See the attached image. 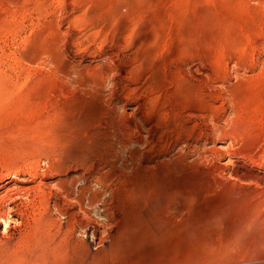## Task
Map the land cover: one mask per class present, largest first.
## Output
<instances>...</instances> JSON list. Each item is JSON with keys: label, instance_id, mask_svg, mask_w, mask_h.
I'll return each instance as SVG.
<instances>
[{"label": "rangeland", "instance_id": "1", "mask_svg": "<svg viewBox=\"0 0 264 264\" xmlns=\"http://www.w3.org/2000/svg\"><path fill=\"white\" fill-rule=\"evenodd\" d=\"M0 264H264V0H0Z\"/></svg>", "mask_w": 264, "mask_h": 264}, {"label": "bare ground", "instance_id": "2", "mask_svg": "<svg viewBox=\"0 0 264 264\" xmlns=\"http://www.w3.org/2000/svg\"><path fill=\"white\" fill-rule=\"evenodd\" d=\"M5 226H7V225H5Z\"/></svg>", "mask_w": 264, "mask_h": 264}]
</instances>
